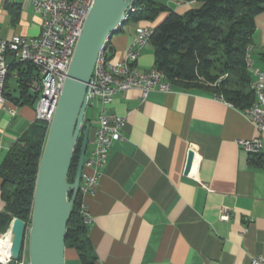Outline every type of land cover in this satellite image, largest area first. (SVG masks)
<instances>
[{
  "label": "crops",
  "instance_id": "crops-1",
  "mask_svg": "<svg viewBox=\"0 0 264 264\" xmlns=\"http://www.w3.org/2000/svg\"><path fill=\"white\" fill-rule=\"evenodd\" d=\"M194 4L177 0L175 11ZM41 22L28 0H0L1 39L35 38ZM124 24L110 37L112 61L123 59L138 27ZM153 61L148 44L134 67L147 71ZM206 86L170 83L168 92L153 91L144 99L138 89L113 97L110 111L125 118L122 139L111 143L94 192L82 199L94 264H249L264 255V132ZM5 92L11 97L0 104V164L35 121L34 103L12 101L18 90H10L9 82ZM86 120L89 141L97 126L93 112L87 118L85 113ZM251 139L261 142L260 163L238 144ZM92 149L88 142L85 158ZM190 150L193 162L184 175ZM1 185L0 178V214ZM224 211L228 220L220 219ZM64 264H81L74 249H65Z\"/></svg>",
  "mask_w": 264,
  "mask_h": 264
},
{
  "label": "trees",
  "instance_id": "trees-1",
  "mask_svg": "<svg viewBox=\"0 0 264 264\" xmlns=\"http://www.w3.org/2000/svg\"><path fill=\"white\" fill-rule=\"evenodd\" d=\"M168 1L135 0L137 11L129 19L137 26L153 27L149 41L153 48V67L172 84L199 88L208 87L201 80L213 84L226 74L209 88L236 108L242 111L249 108L255 96L250 89L252 76L246 68L245 54L249 47L253 51L255 18L264 12V0H184L200 5L181 14L170 7ZM162 15L163 20L152 26ZM8 64L4 97H11L5 91L11 76L16 73L18 95L11 100L19 105H33L35 96L28 91L26 84L37 76L35 67L13 60ZM256 64L262 65L264 70V52L258 54ZM47 132L45 122L34 121L11 146L0 164L1 198L5 204L4 212L0 214V234L14 218L22 220L25 232L20 253L27 248L26 232L31 222L36 175ZM81 144L82 135L71 161L67 178L70 183ZM250 155L251 161L260 163V155ZM88 229L81 212V197L77 193L66 227L65 248L74 249L81 264H94L95 261Z\"/></svg>",
  "mask_w": 264,
  "mask_h": 264
},
{
  "label": "built area",
  "instance_id": "built-area-1",
  "mask_svg": "<svg viewBox=\"0 0 264 264\" xmlns=\"http://www.w3.org/2000/svg\"><path fill=\"white\" fill-rule=\"evenodd\" d=\"M28 1L42 17L41 31L35 38H26L21 35H14L8 40L0 38V104L5 103L3 90L9 65L7 57L10 56L15 63H29L37 71V76L26 84L28 91L35 96L33 105L35 121L45 122L49 127L93 0ZM134 1L131 0L123 14V24L128 22L137 11ZM153 30V27L148 25L138 26L135 29L134 38L125 50L123 59L119 61L111 60L110 38L106 39L97 55L91 78L87 83L86 111L91 110L97 122L93 137L88 141L93 149L89 157L84 158L77 189L81 197L84 223L87 225L90 224V218L82 199L85 195L94 192L97 179L106 165L111 143L122 139V129L125 125V118L112 113L109 109L113 97L121 92L138 89L144 99L150 92L170 90V82L155 67L147 71H138L134 67L140 51L149 44ZM245 64L252 76L250 89L254 93L255 101L243 111V114L258 131L264 132V70L257 66L250 47L246 50ZM201 81L205 85L215 86L216 84ZM8 112L15 114V110L11 108ZM238 144L249 154L261 153L262 146L259 139L239 140ZM228 218V212L224 211L220 219L228 220ZM3 263L29 264L27 249L20 253L17 260H12L9 256ZM249 264H264V255L253 257Z\"/></svg>",
  "mask_w": 264,
  "mask_h": 264
},
{
  "label": "water",
  "instance_id": "water-1",
  "mask_svg": "<svg viewBox=\"0 0 264 264\" xmlns=\"http://www.w3.org/2000/svg\"><path fill=\"white\" fill-rule=\"evenodd\" d=\"M131 0H93L78 38L56 110L48 127L40 158L27 229L29 264H64L65 237L74 198L77 194L89 125L84 123L89 82L98 53L123 24ZM82 132V133H81ZM82 135L73 181H67L75 147ZM194 153L188 151L184 175L191 169ZM25 223L14 218L9 256L17 260L24 239ZM0 264H4L0 261Z\"/></svg>",
  "mask_w": 264,
  "mask_h": 264
},
{
  "label": "rangeland",
  "instance_id": "rangeland-1",
  "mask_svg": "<svg viewBox=\"0 0 264 264\" xmlns=\"http://www.w3.org/2000/svg\"><path fill=\"white\" fill-rule=\"evenodd\" d=\"M176 1L177 0H169L168 1V5H170V7H172L174 10L177 8L176 5H175ZM199 5H200L199 3L194 4V5L190 6L188 9L193 8V7H197ZM129 23H130V21L129 22H125V24L123 25L124 26L123 28L125 29L126 25L129 24ZM255 26H256V30H255V33L253 34V46H252V48H253L252 56H253L254 59L257 58L258 54H260V53H262L264 51V30H263V27H264V12L259 14L255 18ZM116 33L117 32H115L112 36H114ZM226 76H227L226 74L223 75L215 83L217 84L222 78H224ZM15 86H16L15 85V80L11 79L9 81L10 90H13V88H15ZM90 113H91V110L88 109L86 111V118L89 117ZM9 230L10 229H8L7 231H4L3 233H1L0 237H1V235H3V238H4L6 235H8Z\"/></svg>",
  "mask_w": 264,
  "mask_h": 264
},
{
  "label": "bare ground",
  "instance_id": "bare-ground-1",
  "mask_svg": "<svg viewBox=\"0 0 264 264\" xmlns=\"http://www.w3.org/2000/svg\"><path fill=\"white\" fill-rule=\"evenodd\" d=\"M12 235L9 233L0 241V261L4 262L9 257Z\"/></svg>",
  "mask_w": 264,
  "mask_h": 264
}]
</instances>
